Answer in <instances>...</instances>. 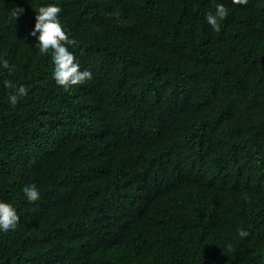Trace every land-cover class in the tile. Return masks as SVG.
I'll use <instances>...</instances> for the list:
<instances>
[{
  "label": "trees",
  "instance_id": "16d2710c",
  "mask_svg": "<svg viewBox=\"0 0 264 264\" xmlns=\"http://www.w3.org/2000/svg\"><path fill=\"white\" fill-rule=\"evenodd\" d=\"M48 5L92 73L68 91ZM0 202V264H264V0H0Z\"/></svg>",
  "mask_w": 264,
  "mask_h": 264
},
{
  "label": "clouds",
  "instance_id": "9594fccd",
  "mask_svg": "<svg viewBox=\"0 0 264 264\" xmlns=\"http://www.w3.org/2000/svg\"><path fill=\"white\" fill-rule=\"evenodd\" d=\"M235 5H246L248 0H232ZM24 11L23 8L16 7L13 10V16L16 19ZM61 8L55 5L41 6L36 12L35 26L31 36L37 38L35 44L41 55H51L53 69V79L55 83L62 87L65 91L76 85L84 84L92 79L90 70H80L79 62L73 52L69 51V47L77 46L76 39H70L64 31L59 15ZM228 9L223 3H217L214 12H208L205 15L207 24L215 31L220 32L222 28L221 22L228 16ZM37 33L39 35L37 36ZM3 68L11 74L15 70V66L9 64L7 59L2 61ZM6 88L12 90L8 95L11 106L15 107L20 98L27 95L28 89L24 85H14L11 81L5 80ZM24 195L29 202H35L40 199V191L34 183L26 185L22 189ZM19 223V216L11 204L0 202V231L5 233L12 231ZM238 236L246 238L249 232L243 228L237 230ZM231 248V245H228Z\"/></svg>",
  "mask_w": 264,
  "mask_h": 264
}]
</instances>
